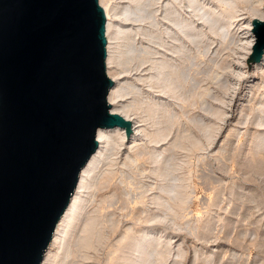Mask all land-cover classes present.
Segmentation results:
<instances>
[{
	"label": "rangeland",
	"instance_id": "374dc122",
	"mask_svg": "<svg viewBox=\"0 0 264 264\" xmlns=\"http://www.w3.org/2000/svg\"><path fill=\"white\" fill-rule=\"evenodd\" d=\"M100 2L119 26L116 109L141 133L112 134L45 264H264V61L246 56L257 0H152L138 22L126 12L139 0Z\"/></svg>",
	"mask_w": 264,
	"mask_h": 264
},
{
	"label": "water",
	"instance_id": "95a60500",
	"mask_svg": "<svg viewBox=\"0 0 264 264\" xmlns=\"http://www.w3.org/2000/svg\"><path fill=\"white\" fill-rule=\"evenodd\" d=\"M105 46L98 0H0V264H40L95 129L132 132L108 112Z\"/></svg>",
	"mask_w": 264,
	"mask_h": 264
},
{
	"label": "bare ground",
	"instance_id": "6f19581e",
	"mask_svg": "<svg viewBox=\"0 0 264 264\" xmlns=\"http://www.w3.org/2000/svg\"><path fill=\"white\" fill-rule=\"evenodd\" d=\"M235 1L236 0H228V5H229L228 7H230V9L234 8ZM245 1H248V0H245ZM151 2H152V0H139L140 6L136 9V11H134L133 13H129L128 11L126 12L128 17L131 16L133 18H138V20L136 19L137 22L139 21V19H141V20L151 19V14H149L147 12L148 7L150 6ZM257 2L259 5V8H258L259 16L252 18V20L248 21V24L246 26L247 27L246 34L249 37V40L247 42L246 56H249L253 52L252 46L256 43V39H257L255 34L251 30L252 29V21L254 19L258 20V21L264 20V8H263L264 7V0H257ZM98 4L103 9V13H104V17H105V38H106V46H105L106 56H105V60H104L105 74H106L107 78L111 82H113L111 84V86L109 87L108 92H107V96H106V103L110 105V108H108V112L110 114H117V115L121 116L123 119H125L126 121H129L131 124V131L132 132H130L128 134V137H127V133H126L125 129H123L121 127H113V128L97 127L95 129L94 140L97 142V147L89 155V157L87 158V160L85 161V163L80 168V170L77 174V179H76V184L74 186V190L70 194V197L68 199L66 206L64 207L61 215L59 216L58 220L55 223V226H54L53 231L51 233L50 241L42 253L40 264H45V261L48 259L49 254L51 252V249L55 246V243L61 238L63 232L65 231V228L69 227L73 223L74 218H75V214L77 213V211L79 210V207H80L79 195H80L81 189L83 188L84 180H85V178H87V176L93 170L95 165L98 163L100 157L103 154L104 148L106 147L105 144L106 145L109 144V142L113 138L112 134H115L117 136V138L122 143H125V142L129 143L132 141V139H134L136 136H138L141 133L140 126H137L136 122H133L132 120H130L126 115L119 113L118 110L116 109L117 102H115V101H116V95H117L116 94L117 93L116 87L118 86V79H116V78L114 79V78L110 77L107 69L109 68L110 63H112V58H113L112 54L114 53L112 51V49L116 43L115 42V40H116L115 36H116V32L119 31V26L114 25L110 22L111 16H109L108 9L105 6H103L101 4V2L99 3V0H98ZM253 10H254V12L257 11L256 9H253ZM172 14L173 13H171V15ZM171 21L174 22V19L173 20L171 19ZM132 51H134V50H131L130 52L132 53ZM130 52H128V53H130ZM137 52H139V50ZM263 61H264V49H263V54H262L261 60L259 62L252 61L253 67L257 68V66H259ZM186 78L187 77H185V81H186ZM83 225L85 227L84 229L87 231L86 235L82 239L83 245L86 248H90V247L92 248V246H93V241L91 240L92 234L95 235L97 228H96V226L93 225V223L91 221H89V222L87 221ZM147 254L148 253L144 254L142 259L146 258ZM127 261H128V259L126 258L125 264H127Z\"/></svg>",
	"mask_w": 264,
	"mask_h": 264
}]
</instances>
